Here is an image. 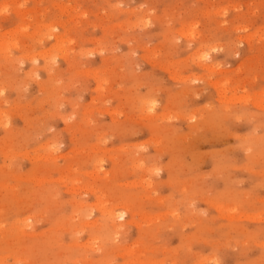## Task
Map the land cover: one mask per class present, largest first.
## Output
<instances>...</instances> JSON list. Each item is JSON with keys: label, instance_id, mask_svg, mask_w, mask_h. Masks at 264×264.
Returning a JSON list of instances; mask_svg holds the SVG:
<instances>
[{"label": "rangeland", "instance_id": "obj_1", "mask_svg": "<svg viewBox=\"0 0 264 264\" xmlns=\"http://www.w3.org/2000/svg\"><path fill=\"white\" fill-rule=\"evenodd\" d=\"M0 264H264V0H0Z\"/></svg>", "mask_w": 264, "mask_h": 264}, {"label": "bare ground", "instance_id": "obj_2", "mask_svg": "<svg viewBox=\"0 0 264 264\" xmlns=\"http://www.w3.org/2000/svg\"><path fill=\"white\" fill-rule=\"evenodd\" d=\"M110 218L113 221H115V220H117L119 218V216L112 211V212H110Z\"/></svg>", "mask_w": 264, "mask_h": 264}]
</instances>
